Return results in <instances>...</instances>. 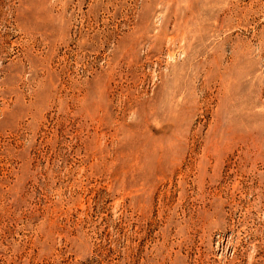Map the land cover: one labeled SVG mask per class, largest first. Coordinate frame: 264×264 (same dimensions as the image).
I'll list each match as a JSON object with an SVG mask.
<instances>
[{
    "label": "rangeland",
    "instance_id": "rangeland-1",
    "mask_svg": "<svg viewBox=\"0 0 264 264\" xmlns=\"http://www.w3.org/2000/svg\"><path fill=\"white\" fill-rule=\"evenodd\" d=\"M0 264H264V0H0Z\"/></svg>",
    "mask_w": 264,
    "mask_h": 264
}]
</instances>
